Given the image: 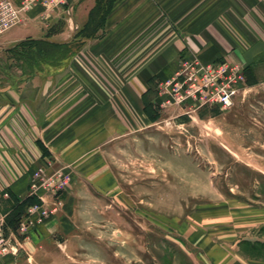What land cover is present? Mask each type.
<instances>
[{"label":"rangeland","instance_id":"1","mask_svg":"<svg viewBox=\"0 0 264 264\" xmlns=\"http://www.w3.org/2000/svg\"><path fill=\"white\" fill-rule=\"evenodd\" d=\"M149 1L157 7V27L154 34L148 30L147 55L158 49L160 38L163 49L177 40L178 53L189 49L190 56L198 58V49L208 42L227 51L264 37V0ZM113 2L51 0L49 11L35 3L42 7V20L34 23L38 30L0 43V88L18 86L38 70L62 63L29 60L25 52L36 50L30 45L9 48L29 37L68 40L74 30L66 13L70 7L79 18L86 16L65 48L74 52L90 38L86 34L92 28L102 25L91 37L103 28ZM155 37L156 43L150 42ZM65 49L43 53L59 56ZM159 63L161 59L153 66ZM109 64L116 73H100V82L134 80L132 74L121 72L130 65L123 55ZM133 71L131 66L129 73ZM151 77L145 107L154 122L138 117L137 102L130 99V108L126 107L130 123L116 121L114 133L108 124L114 138H100L98 148L85 160L71 161L73 154L60 145V154L73 163L57 166L55 157H46L30 169L28 189L20 200L28 196L37 170L46 177L60 169L68 179L59 194L61 205L31 229L58 212L63 218L56 233L29 239L33 244L27 251L18 249L12 264H264V83L243 85L229 109L200 107L187 112V106L159 97L158 86L165 76ZM115 94L117 119L119 102L126 100L117 101L121 98L118 91ZM8 174L0 171V214L11 210L3 187ZM38 191L52 205L50 193L42 187ZM24 213L25 209L10 219L11 233L19 228ZM29 230L23 236L12 235L21 241ZM212 238L221 243L219 251L209 248Z\"/></svg>","mask_w":264,"mask_h":264},{"label":"crops","instance_id":"2","mask_svg":"<svg viewBox=\"0 0 264 264\" xmlns=\"http://www.w3.org/2000/svg\"><path fill=\"white\" fill-rule=\"evenodd\" d=\"M92 5L89 4L88 9ZM156 8L149 0H114L103 28L96 36L82 40L79 47L63 59L59 67L53 69L54 66L50 64L49 69L38 70L18 86L0 88V171L9 172L8 181L3 187L8 190L7 199L11 201V208L16 198L26 194L30 169L38 162L41 163L43 158L55 157L57 166L68 165L92 154L98 148L100 138H114L108 124L111 123L112 126L116 121L130 123L131 112L126 109L130 108V99L137 102L140 111L138 117L154 122L151 111L145 107L151 76L157 74L167 78L176 69L180 56H190L188 52L191 51L186 49L185 54L178 53L180 44L177 40L163 49L160 38L158 49H151L147 55L149 28L152 34L156 33ZM41 11L42 7L38 4L24 12L23 20L11 27H17L16 30L0 36V43L38 30L35 24L42 20ZM69 16L71 26L77 25V28H81L86 18L85 15L79 18L73 9ZM158 26L160 37L161 25ZM150 42L156 43V37ZM121 48L123 51L120 54ZM122 55L130 65L125 64L121 72L132 74L130 76L134 80L115 82L112 78L110 83L100 82V73L115 75V67L110 66L109 62L112 60L114 65L116 57ZM219 56L244 65L243 85L254 87L264 83V37L257 38L244 47L238 46L227 51L208 42L197 53V57L203 62ZM159 59V66H153ZM132 62L135 65H131ZM131 66H134L133 73H129ZM116 91L121 98L117 101L126 100L121 104L119 102L117 119ZM60 145L73 154V162H69L70 158L67 161L62 152L60 154ZM62 218L63 214L58 212L54 217L30 229L29 236L22 237L21 241L13 236L19 232V228L15 229L12 236L16 242H13L12 248L17 253H12L6 260L16 261L18 249L27 251L33 244L29 239L56 233ZM208 242L210 249L219 251L221 248L217 239L212 238ZM193 264L196 263L193 261Z\"/></svg>","mask_w":264,"mask_h":264},{"label":"built area","instance_id":"3","mask_svg":"<svg viewBox=\"0 0 264 264\" xmlns=\"http://www.w3.org/2000/svg\"><path fill=\"white\" fill-rule=\"evenodd\" d=\"M35 3H42L45 11L51 10V0H0V33L17 24L21 14ZM70 10V7L67 8L66 13ZM244 82L245 68L240 64L224 58L203 62L193 56H183L177 69L159 83L158 94L165 103L187 106V112L200 107L226 110L232 107ZM41 171L42 169L32 174L28 196H34L38 200L26 206L19 234H25L61 205L59 194L68 183L67 177L62 176L60 169L46 177ZM41 187L50 193L48 196L54 200L52 205H47L44 196L38 191ZM14 241L16 242L6 223V214H0V264H12L6 259L15 253L12 248Z\"/></svg>","mask_w":264,"mask_h":264},{"label":"trees","instance_id":"4","mask_svg":"<svg viewBox=\"0 0 264 264\" xmlns=\"http://www.w3.org/2000/svg\"><path fill=\"white\" fill-rule=\"evenodd\" d=\"M100 26L102 25H98L95 26L94 28H92L93 30H91L88 34H86L87 37H91L94 35V31L97 30ZM70 41L69 42H58V41H53L48 39L47 37L44 38H25L21 41H19L16 45H14L13 47L9 48V50H13L16 46L19 45H30L32 47H35V51L34 52H25L26 57L29 60L32 59H39V61L43 62L44 60H49V61H53L55 59V61H59V60H63L65 59L70 50L69 49H65L70 45ZM54 48H63L65 49L64 52H62V54H60L58 56V54H51V53H46L44 54L43 51L46 49H54ZM72 52H70L69 54H71ZM60 63V61H59ZM35 201V197L33 196H27L26 198H24L23 200H20L19 198L15 199V203H13V207L11 208V210L6 214V223L7 225H9L10 219L16 216H19L21 214L22 211H24L25 207L31 203H33Z\"/></svg>","mask_w":264,"mask_h":264},{"label":"water","instance_id":"5","mask_svg":"<svg viewBox=\"0 0 264 264\" xmlns=\"http://www.w3.org/2000/svg\"><path fill=\"white\" fill-rule=\"evenodd\" d=\"M72 16V15H71ZM72 18V17H71ZM73 19V18H72ZM76 29H77V25L74 26V30H73V34L70 36V38L68 40L62 41V42H69L74 38V35L76 33ZM33 39L35 38H39V37H32Z\"/></svg>","mask_w":264,"mask_h":264},{"label":"bare ground","instance_id":"6","mask_svg":"<svg viewBox=\"0 0 264 264\" xmlns=\"http://www.w3.org/2000/svg\"><path fill=\"white\" fill-rule=\"evenodd\" d=\"M72 10V9H71ZM73 16H75L74 14H72Z\"/></svg>","mask_w":264,"mask_h":264}]
</instances>
